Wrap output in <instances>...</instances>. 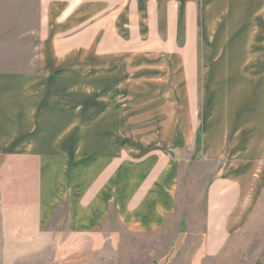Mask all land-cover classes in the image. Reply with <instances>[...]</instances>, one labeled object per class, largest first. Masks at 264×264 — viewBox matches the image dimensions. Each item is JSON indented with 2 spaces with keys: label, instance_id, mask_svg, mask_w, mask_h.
Here are the masks:
<instances>
[{
  "label": "crops",
  "instance_id": "0c3cea01",
  "mask_svg": "<svg viewBox=\"0 0 264 264\" xmlns=\"http://www.w3.org/2000/svg\"><path fill=\"white\" fill-rule=\"evenodd\" d=\"M204 14L264 22V0L47 3L35 69L0 73L4 258L80 243L74 264H94L110 220L124 234L159 232L178 211L177 156L193 151L217 166L203 235L185 249L180 238L181 254L189 264L219 256L264 174V63L261 91L239 111L235 62L220 58L212 75L201 54ZM253 31L243 50L259 35L264 52V27Z\"/></svg>",
  "mask_w": 264,
  "mask_h": 264
},
{
  "label": "rangeland",
  "instance_id": "374dc122",
  "mask_svg": "<svg viewBox=\"0 0 264 264\" xmlns=\"http://www.w3.org/2000/svg\"><path fill=\"white\" fill-rule=\"evenodd\" d=\"M49 1L0 0V73H24L35 69ZM212 6L215 7L213 3ZM206 15L208 14L203 15L202 22L208 34L203 36V39L202 36L200 37L201 43L206 44L205 51L201 54L207 60L212 75L213 65L220 58L226 60L222 63H228L229 59L235 62L238 68L233 77L239 79L236 83L240 111L251 103L247 102L245 105L246 101L252 99L250 91L252 87H257L258 91H261V79L258 75L264 63V52L261 51L260 46L261 36H253L255 50L246 52L243 50L244 43L246 39V43H249L251 37H245L244 33L247 29L248 32L251 29L254 30L253 33L260 32L264 22L254 18L257 14H254L253 18L241 19L240 15L236 19L221 22L218 19L206 20L204 19ZM220 26L223 31L222 36L215 34ZM232 43H241L240 51L226 53L225 48ZM251 68L253 69L250 71ZM199 72L201 75L200 68ZM227 75L230 76V72H227ZM210 89L212 90L213 86ZM256 96L254 94V98ZM196 154L193 151L191 157L187 155L185 159L181 155L177 156L178 211L173 217V222H168L155 234L140 236L120 232L114 226L113 220H110L102 229L106 232L105 242L101 251L95 255L94 264H189V260L181 254L182 241L186 238L185 249L192 246L191 239L203 235V223L206 221L209 206V186L217 166L216 163L198 160ZM255 186L254 194L248 196L243 202L242 210L239 211L242 226L227 239L217 258L205 259L203 264H264V174H261ZM110 235L114 238H109ZM61 246L47 244L41 251L32 252L30 258L25 260H9L0 254V264H74L84 256L80 253L85 248L80 243L78 248L75 245L69 251H65L66 247L63 246L59 251Z\"/></svg>",
  "mask_w": 264,
  "mask_h": 264
}]
</instances>
